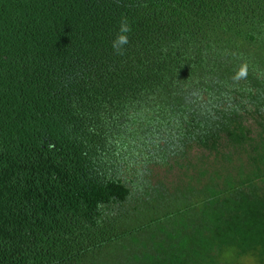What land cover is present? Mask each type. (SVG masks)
<instances>
[{"label":"trees","instance_id":"16d2710c","mask_svg":"<svg viewBox=\"0 0 264 264\" xmlns=\"http://www.w3.org/2000/svg\"><path fill=\"white\" fill-rule=\"evenodd\" d=\"M0 264H264V0H0Z\"/></svg>","mask_w":264,"mask_h":264},{"label":"clouds","instance_id":"9594fccd","mask_svg":"<svg viewBox=\"0 0 264 264\" xmlns=\"http://www.w3.org/2000/svg\"><path fill=\"white\" fill-rule=\"evenodd\" d=\"M130 26L127 23L126 18L121 21L119 34L113 40L112 47L114 52L117 54H122V49L124 45L128 44V36L127 33L130 32Z\"/></svg>","mask_w":264,"mask_h":264}]
</instances>
